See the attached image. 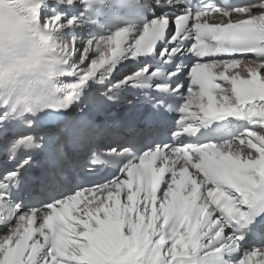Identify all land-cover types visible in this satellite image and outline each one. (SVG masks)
<instances>
[{
  "label": "snow or ice",
  "instance_id": "1",
  "mask_svg": "<svg viewBox=\"0 0 264 264\" xmlns=\"http://www.w3.org/2000/svg\"><path fill=\"white\" fill-rule=\"evenodd\" d=\"M28 11L75 82L39 114L0 101V264H264L242 247L264 239V0ZM52 115L64 130L37 175Z\"/></svg>",
  "mask_w": 264,
  "mask_h": 264
},
{
  "label": "clouds",
  "instance_id": "2",
  "mask_svg": "<svg viewBox=\"0 0 264 264\" xmlns=\"http://www.w3.org/2000/svg\"><path fill=\"white\" fill-rule=\"evenodd\" d=\"M32 0H0V101L38 107L61 98L66 71L48 32L28 9Z\"/></svg>",
  "mask_w": 264,
  "mask_h": 264
},
{
  "label": "bare ground",
  "instance_id": "3",
  "mask_svg": "<svg viewBox=\"0 0 264 264\" xmlns=\"http://www.w3.org/2000/svg\"><path fill=\"white\" fill-rule=\"evenodd\" d=\"M49 2L51 3V0H49ZM45 12H47V9H43L42 10V14L45 13ZM75 31L79 33V35L81 36L82 39H85V38H87L89 29L85 27V28H82V29H76ZM82 47L83 46L81 45V48ZM67 81H68V79L63 78V82L64 83H66ZM119 109H121V108L120 107H117L115 110L118 111ZM262 246H264V245H262ZM253 247H261V246L253 245V246L245 247L244 249L247 250V249H250V248H253ZM250 264H252V262H250Z\"/></svg>",
  "mask_w": 264,
  "mask_h": 264
}]
</instances>
